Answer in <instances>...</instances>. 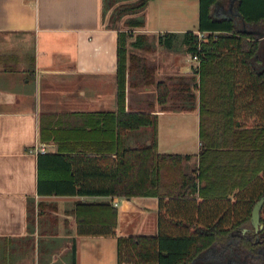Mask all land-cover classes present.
I'll return each instance as SVG.
<instances>
[{
	"label": "crops",
	"instance_id": "crops-1",
	"mask_svg": "<svg viewBox=\"0 0 264 264\" xmlns=\"http://www.w3.org/2000/svg\"><path fill=\"white\" fill-rule=\"evenodd\" d=\"M158 1L159 11L155 7L144 26L121 25L130 33L128 41L137 43L130 51L134 55L128 57L124 108L156 113V132L151 126H142L124 131L121 140L136 147L155 138L157 151L190 154L186 162L195 169L202 146L200 90L193 88L197 94L194 109H163L157 100L156 82L170 75L200 82L199 66L193 55L189 58L191 53L174 55L173 48L159 43L165 32L190 29L168 23L172 17L164 14L163 4L169 0H150L148 6ZM227 3L229 0L218 2L214 13ZM102 4L103 0H0V264H71L73 245L76 264H119L118 236L158 233L157 196L39 191L40 153L63 152L67 147H82L84 140L99 143L116 136L110 130L115 122L110 114L121 107V29L107 26ZM226 14L236 16L237 11ZM158 20L164 24L157 25ZM157 47L168 50L169 55L156 57ZM256 62L264 66L260 65L264 54ZM147 85L154 89L143 88ZM228 116L218 114L209 122H230ZM41 144L46 151L38 153L34 147ZM60 169H48V175L56 178L59 172L67 173ZM104 202L115 209L117 236L78 235V222L93 219L95 204Z\"/></svg>",
	"mask_w": 264,
	"mask_h": 264
},
{
	"label": "trees",
	"instance_id": "trees-1",
	"mask_svg": "<svg viewBox=\"0 0 264 264\" xmlns=\"http://www.w3.org/2000/svg\"><path fill=\"white\" fill-rule=\"evenodd\" d=\"M149 1L138 0L125 7L116 5L117 0H103V20L113 8L107 26L121 29V107L118 113L110 114L115 121L110 130L114 129L116 136L99 143L84 140L82 147H67L63 152L40 153L39 191L157 196L158 233L118 236L119 264H190L214 243L233 239L264 264V252L260 251L264 234L257 238L255 233L242 231L250 225L253 206L264 194V63L259 67L256 62L260 51L264 54V32L240 27L237 22L238 18L248 26L264 28V0H234L236 16L215 15V5L221 0H199L198 30L206 33L203 37L194 30L165 32L159 37L163 46L176 49L183 43L187 52L200 58V82L184 75H170L156 82L157 100L163 109H194L197 94L193 88L200 90L202 146L199 164L191 172L182 165L192 157L190 154L161 153L155 138L136 147L121 140L129 129L151 126L155 133L157 128L156 113L124 108L128 57L134 55L129 47L137 43L128 41L130 33L121 25L144 26L141 16H124L127 10H143ZM218 114L229 115L230 122H209ZM251 119L253 122H248ZM103 155L104 160L99 159ZM56 168L67 173L59 172L56 178L48 175V169ZM92 217L78 222V235L117 236L111 203L95 204ZM71 264H76L75 245Z\"/></svg>",
	"mask_w": 264,
	"mask_h": 264
},
{
	"label": "rangeland",
	"instance_id": "rangeland-1",
	"mask_svg": "<svg viewBox=\"0 0 264 264\" xmlns=\"http://www.w3.org/2000/svg\"><path fill=\"white\" fill-rule=\"evenodd\" d=\"M137 1L138 0H117L116 5L125 6V7L127 6L128 7V6H132L133 4L137 3ZM161 1H163V0H161ZM173 1L171 2L169 0V1L166 2V4H163V5H165L164 14H167V15H169V16H171L173 18V19L170 18L168 20V23L171 22L172 23L171 25H174V27H178V28H182L183 27V28L190 29V30H193L195 27L198 28V25H199V11H200V3H199V1L198 0L196 1L197 2L196 3L197 6L195 5V0L194 1H189V2H187V1L185 2L183 0H173ZM156 4L157 5L152 4L151 7H149L148 4H147L146 7L143 10H140V11L134 12V13H131V12H129V10H127L128 11V12H126L127 15H125L124 17L126 19V18H129V17H135L136 18V17L141 16L145 20L144 24H147L146 22H147L148 14H151L152 10L155 7H157L155 11H159V9H160L159 1ZM224 8L225 7L222 8L221 5H219V9H218V11H216L215 15L224 16V15H227L226 14L227 12L235 11L234 0H229V3H227L226 8H225V10H227V11H225ZM229 8H231L232 10H229ZM109 16H110V13H109ZM109 16L107 15V18ZM150 16H152V15H150ZM157 22H158L157 25H161V24L163 25L164 24V23H161L160 20H158ZM237 22H238V25L240 27H243V24H242L240 19L237 18ZM247 27L248 28L249 27L250 28H257L260 31L264 32V28L263 27H258V26L256 27V26H250V25L249 26L247 25ZM147 45H149L148 42H147ZM133 50H134L133 47H129V52L133 51ZM159 50H160V53H159ZM157 51H158V54H157L156 57H159V55H160L161 56V58L159 57L160 59H162V58L166 57L167 55H169V51L165 50L163 47H157L156 53H157ZM262 51H260V54H262ZM146 53L148 55H151V52H146ZM188 53L189 52H187L184 49V46H182V44L177 45V48L176 49L174 48V50H173V54L174 55H189ZM151 56H153V55H151ZM152 58H154V57H152ZM189 58L192 59V54L189 55ZM149 62L152 63V64H156V63H154V61H151V60H149ZM157 77H159L158 74H157ZM162 77H165V76H162ZM143 88H147V89L152 90V89H154V86H152V85L148 86L147 85V86H143ZM131 92H132L131 96H134V93H133L134 89L131 88ZM187 164L188 163L186 161H183V163H182L184 169L186 171H188V172H191L192 168L195 165H193V164L187 165ZM234 248H236V247H234L233 245H222V244L219 243V244L214 246V249L205 252L202 255L201 259H203V261L210 260V258L213 257V252L215 250H217L218 253L225 252V254L230 256V254H232L231 252L235 251V250H233ZM241 250H242V253H241L242 254L241 258L242 259H245L246 261H248L249 264H259L260 261H259V259L256 256H252L247 251V249H246V251H243V247H241ZM203 261L200 264H205V262H203Z\"/></svg>",
	"mask_w": 264,
	"mask_h": 264
},
{
	"label": "flooded vegetation",
	"instance_id": "flooded-vegetation-1",
	"mask_svg": "<svg viewBox=\"0 0 264 264\" xmlns=\"http://www.w3.org/2000/svg\"><path fill=\"white\" fill-rule=\"evenodd\" d=\"M263 215H264V212L262 211L261 212V223L258 224V226L253 224L252 220H250V225L247 226V227H243V229H242L243 234H246L247 232L255 233L257 238L260 237L261 233L264 234V216ZM217 244H219V243H214L207 250H205L198 258H196L194 262H192L190 264H200L203 261V259H201L202 255L205 252L214 249V246L217 245ZM220 244H222V245H233L234 247H236V248L233 249L235 251L231 252L232 254H230V256H228L227 254H225V252L218 253L217 250H215L213 252V257L210 258V260L203 261V262H205V264H249L248 261H246L245 259L241 258L242 257L241 247H243V251H246V249H247V251L252 256H256L251 250H249V248H247V247L243 246L242 244L238 243V241L236 239L231 240V242H229V243L228 242L227 243L220 242ZM260 251L264 252V246L260 247ZM259 261H260L259 264H263L260 259H259Z\"/></svg>",
	"mask_w": 264,
	"mask_h": 264
},
{
	"label": "water",
	"instance_id": "water-1",
	"mask_svg": "<svg viewBox=\"0 0 264 264\" xmlns=\"http://www.w3.org/2000/svg\"><path fill=\"white\" fill-rule=\"evenodd\" d=\"M264 206V194L256 201L252 209L251 220L253 224L258 226L261 223V212Z\"/></svg>",
	"mask_w": 264,
	"mask_h": 264
},
{
	"label": "built area",
	"instance_id": "built-area-1",
	"mask_svg": "<svg viewBox=\"0 0 264 264\" xmlns=\"http://www.w3.org/2000/svg\"><path fill=\"white\" fill-rule=\"evenodd\" d=\"M197 33L199 34L200 37H203L206 33L205 32H201V31H197ZM193 58L197 61V66H199L200 64V58L198 57V55H193ZM34 149L39 153V152H45L46 151V147L44 144H41L40 146H35ZM32 150V149H31Z\"/></svg>",
	"mask_w": 264,
	"mask_h": 264
}]
</instances>
